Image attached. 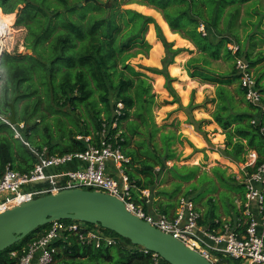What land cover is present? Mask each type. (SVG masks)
Masks as SVG:
<instances>
[{
  "label": "trees",
  "instance_id": "trees-1",
  "mask_svg": "<svg viewBox=\"0 0 264 264\" xmlns=\"http://www.w3.org/2000/svg\"><path fill=\"white\" fill-rule=\"evenodd\" d=\"M257 3L258 0H111L108 7L102 0H0V19L4 24L8 20V27L24 29L22 45L25 51L31 50L28 54L14 49L3 52L0 58V114L9 115L11 104L16 116L13 127L0 119V176L7 166L20 173L30 171L37 162L33 151L46 149L48 156L78 154L90 146L99 148L105 139L129 159L123 172L128 177L130 203L145 214L172 220L179 200H191L201 213L198 225L212 234L219 229L220 234L225 223L218 219L216 204L212 198L204 201L217 191L213 180L225 188L224 195L232 197L228 200L234 212L235 199L244 200L245 185L225 176L218 167L209 177L205 173L196 176V167L167 165L178 160L173 145L183 144L186 138L178 133V123L155 125L151 77L128 61L148 54L151 45L145 35L152 25L164 55L160 69L146 70L164 79V88L172 99L162 104H178L179 109L191 111L198 105H193L192 99L186 107L179 105L172 87L175 78L167 71L182 49L173 48V42L167 41L152 17L121 6L137 4L156 10L173 34L194 47L198 56L186 63L191 78L233 86L232 91L219 89L223 103L214 116L223 129L224 141L218 153L237 165L245 164L248 154L254 152V163L244 167L250 175L264 164V111L245 100L234 62L241 59L252 69L264 104V65L258 67L264 61V53L258 49L264 45V6L255 7ZM229 45L237 49L232 52ZM219 59L230 61L231 70L216 73L209 68L212 61ZM187 120L200 132L202 124L209 122H194L189 117ZM19 124L23 127L19 128ZM15 130L21 139L14 137ZM164 183L167 186H162ZM144 191L148 196L143 195ZM240 217L241 209L226 223L231 228ZM94 228H99L112 243L79 238ZM48 230L49 226L39 227L1 251L0 264H16L28 245ZM238 230L242 229L236 227ZM55 246V264H153L151 253L112 231L87 223ZM218 257L220 263L238 264L221 254Z\"/></svg>",
  "mask_w": 264,
  "mask_h": 264
},
{
  "label": "built area",
  "instance_id": "built-area-1",
  "mask_svg": "<svg viewBox=\"0 0 264 264\" xmlns=\"http://www.w3.org/2000/svg\"><path fill=\"white\" fill-rule=\"evenodd\" d=\"M4 38V25H0V58L3 53ZM229 48L232 52L237 49L235 45ZM234 63L245 100L263 112L262 94L257 88L252 69L241 59H236ZM117 106L121 108V104ZM252 123H255V120ZM22 127L23 125L19 124V128ZM14 137L21 139L16 130ZM33 152L37 162L30 171L20 173L7 166L0 176V213L62 189L94 190L116 197L124 203L131 214L180 240L212 264H223L220 263L218 254L229 257L238 264H264V164L254 173L246 174L243 179L245 194L244 200L238 203L241 217L237 225L242 230L237 232L230 226H225L220 234H212L198 225L200 213L196 211L191 200L185 198L179 200L172 220L163 215L145 214L139 207L130 203L128 177L123 172V167L129 159L122 154L119 147H113L105 139L101 140L99 148L90 146L85 152L78 154L48 156L46 149ZM248 155L252 158V162L245 166H252L256 154L250 152ZM72 161L82 162L85 167L61 172L51 170ZM107 165H111L115 176L108 172ZM42 180L44 183L33 184ZM47 226H49L47 233L32 241L16 264H55V256L58 252L55 243L65 241L70 234L77 233L81 227H84V223L60 220L53 221ZM79 238L85 241L104 240L106 244L112 243V240L105 237L99 228L91 229L85 236L79 235ZM12 255L15 256L16 252ZM151 255L153 264H170L153 253Z\"/></svg>",
  "mask_w": 264,
  "mask_h": 264
},
{
  "label": "rangeland",
  "instance_id": "rangeland-1",
  "mask_svg": "<svg viewBox=\"0 0 264 264\" xmlns=\"http://www.w3.org/2000/svg\"><path fill=\"white\" fill-rule=\"evenodd\" d=\"M102 1L106 2L107 6L110 7L111 0ZM257 6H264V0H258V3L255 5V7ZM121 8L132 9L145 16L152 17L157 25L161 28L162 33L167 41L173 42V48L182 49V51L174 58V64L170 65L167 68L168 74L171 77L175 78V81L172 83V87L175 89L179 97V104L182 107L188 105L191 99L193 105H200L199 107H195L190 111L193 121L194 118L198 120L202 118L210 121L208 124H204L202 126V128L207 130V132H198L193 126L194 130L198 132L199 139H197V141H199L202 146L192 147L187 142H184L181 145L175 143L173 145V148L176 151V154L179 155L178 160L168 162L167 165L170 167L174 163L175 165H177V167H181L182 165L188 167H196L197 170L196 172L194 171L196 176L205 173L209 177L212 176V169L214 167H218L224 172L225 176L234 177V181H243L245 175L247 174L245 173L244 167L245 165H250V163L252 162V158H250V156L248 155L245 164L236 165L229 162L225 157L219 155L218 151L220 149H223L224 135L222 134L223 129L220 127V125L217 124L214 116L216 111H218L219 109L218 105H222L223 103L219 98V89L232 91L233 86L210 83L208 81H202L200 78H191L186 70V63L190 59L197 57V52L188 41L171 32L166 23L163 21L161 15L156 10L151 9L147 6H141L137 4L122 5ZM241 14L243 16V11L241 12ZM13 16L15 19V13H13ZM5 21V25L9 26V21ZM9 28L11 32L9 31L8 35L3 39V52H12L15 49L19 53H27L22 45L25 30L21 28H15L12 25ZM145 39L151 45V49L148 54L137 55L136 57L129 60L128 63L137 71H141L151 77V93L155 96L153 102L151 103V109L155 125L158 127L165 122L173 123L174 121H178V131L183 133L184 126L182 124L187 122L186 115L188 110L178 109L177 104H162L163 101H171L172 99L164 88V79L156 75H151L146 70L147 68L160 69L161 61L164 55L163 48L155 37L152 25H149L148 31L145 35ZM258 49H260L264 53V45H261ZM230 64V61L219 59L217 61H212L209 68L214 70L216 73H226L231 70ZM263 65L264 61L259 63L258 67H262ZM211 128L213 129V133L210 132ZM142 130L146 134L149 131V128H147L148 131L146 129ZM86 139L88 140V138ZM134 139L138 138L135 137ZM155 140H159L158 134H156ZM205 182L208 181L205 180ZM213 182L217 187V191L207 195L204 201H207L208 198H212V203L216 204L218 215H225V220L231 221V219H234L240 213V209L237 206L238 200L234 201L237 209V212H234L231 209L232 206L230 204V200H228V198L231 199L232 197H227L223 194V192H225V188L219 182H217L216 180H213ZM164 185L167 186V183H164L162 186ZM73 234L77 233H72L70 235Z\"/></svg>",
  "mask_w": 264,
  "mask_h": 264
},
{
  "label": "water",
  "instance_id": "water-1",
  "mask_svg": "<svg viewBox=\"0 0 264 264\" xmlns=\"http://www.w3.org/2000/svg\"><path fill=\"white\" fill-rule=\"evenodd\" d=\"M9 107V115L0 114V119L14 126L15 110L11 104ZM41 183L44 181L33 184ZM60 220L92 224L112 231L140 250L153 253L170 264H212L180 240L131 214L116 197L80 188L62 189L0 213V252L19 243L39 227Z\"/></svg>",
  "mask_w": 264,
  "mask_h": 264
},
{
  "label": "crops",
  "instance_id": "crops-1",
  "mask_svg": "<svg viewBox=\"0 0 264 264\" xmlns=\"http://www.w3.org/2000/svg\"><path fill=\"white\" fill-rule=\"evenodd\" d=\"M15 20V19H14ZM178 105V104H177ZM180 105V104H179ZM181 106V105H180ZM187 106V105H186ZM186 106H184V107H186ZM200 105H198V106H195V107H199ZM182 107V106H181ZM195 107H193V109L195 108ZM178 108V107H177ZM179 109V108H178ZM182 109V108H181ZM180 109V110H181ZM192 109V110H193ZM189 111V110H188ZM189 113H190V111H189ZM187 118L189 117V118H191L192 120H193V118L191 117V113L188 115V112H187ZM200 120H206V121H209V120H207V119H195L194 118V122H198V121H200ZM210 122V121H209ZM208 122V123H209ZM165 123H168V122H165ZM170 123H172V122H170ZM173 123H178V129H179V122L178 121H174ZM191 122H189L188 120H187V122L186 123H184V124H182L183 126H184V130H183V133H181L180 131H178V133H180L183 137H185L186 138V142L187 143H190L191 145H192V147L193 146H195V147H201L202 146V144L201 143H199V141H197V139H199L198 138V129H196L198 132H196V130H194V125H191L190 124ZM208 123H205V124H208ZM204 124H202V126H203ZM194 126V127H193ZM202 126L200 127V130L201 131H204V132H207V130H205V129H203L202 128ZM213 131V129L211 128L210 129V132H212ZM213 133V132H212ZM189 144V145H190ZM84 163H82V162H78V161H72V162H69V163H67V164H64V165H61V166H59V167H56V168H53V169H51L52 170V172H61V171H69V170H74V169H79V168H83V167H85V165H83ZM188 167V166H187ZM107 169H108V172L111 174V175H114L115 176V174L113 173V169H112V167H111V165H107ZM143 195H146V196H148V191H144L143 192ZM235 200H237V199H235ZM238 203H239V201H237ZM236 202V203H237ZM237 203V206H238V208H239V204ZM196 207V206H195ZM177 209V208H176ZM240 209V208H239ZM176 212V211H175ZM200 213V212H199ZM200 215H201V213H200ZM228 215V214H227ZM218 219H220L221 221H223L224 223H225V225L224 226H229V224H227L226 222H229L230 223V221H226L225 220V215H222V216H220ZM239 218H237L236 219V222H235V225L234 226H231V228L233 229V230H236V227H237V225H238V223H239ZM237 223V224H236ZM200 226V225H199ZM201 227V229H203V230H205V231H208L207 229H206V227H203V226H200ZM240 230H238V232H239ZM220 232V230L218 229L217 230V234Z\"/></svg>",
  "mask_w": 264,
  "mask_h": 264
},
{
  "label": "bare ground",
  "instance_id": "bare-ground-1",
  "mask_svg": "<svg viewBox=\"0 0 264 264\" xmlns=\"http://www.w3.org/2000/svg\"><path fill=\"white\" fill-rule=\"evenodd\" d=\"M0 25H4V33H5V36H7L8 35V33H9V31H10V28L8 27V26H6L3 22H2V20L0 19ZM16 30V29H15ZM20 31V30H19ZM11 32V31H10ZM20 33V32H19ZM16 35V34H15ZM12 36V35H11ZM10 36V37H11ZM9 37V36H8ZM7 38V37H6ZM14 39V38H13ZM19 45V44H18ZM17 46V45H16ZM11 47V46H10Z\"/></svg>",
  "mask_w": 264,
  "mask_h": 264
}]
</instances>
